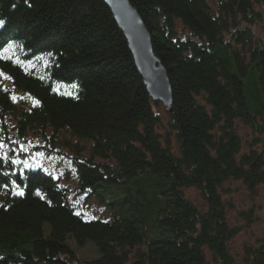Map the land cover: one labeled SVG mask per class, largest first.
<instances>
[{
    "label": "trees",
    "instance_id": "obj_1",
    "mask_svg": "<svg viewBox=\"0 0 264 264\" xmlns=\"http://www.w3.org/2000/svg\"><path fill=\"white\" fill-rule=\"evenodd\" d=\"M129 1L171 80L165 137L160 103L104 0H0V135L9 145L0 264H238L220 190L234 180L264 185V151L239 157L236 123L264 135V0ZM6 81L32 106L17 104ZM30 142L34 154L67 156L78 195L97 199L108 218L88 219L58 179L14 163L13 148ZM70 237L101 256L81 261ZM243 261L264 264V239Z\"/></svg>",
    "mask_w": 264,
    "mask_h": 264
},
{
    "label": "rangeland",
    "instance_id": "obj_2",
    "mask_svg": "<svg viewBox=\"0 0 264 264\" xmlns=\"http://www.w3.org/2000/svg\"><path fill=\"white\" fill-rule=\"evenodd\" d=\"M254 30L262 37L263 31L260 27H255ZM179 34L181 26L178 28ZM155 54V53H154ZM4 85V84H3ZM7 88L14 98L15 102L19 105L32 106V99L21 94L10 84L5 82ZM160 103L158 113L163 120V128L160 129L162 136H166V126L169 120V113L164 105ZM1 123V122H0ZM238 126V133L240 134L243 142V149L239 155L249 154L252 150L263 153L264 151V135H260L240 121H236ZM1 127V124H0ZM1 133V131H0ZM163 137V138H164ZM165 141V138L163 139ZM8 141L13 143L16 140L11 133L8 136ZM35 142H30L29 145L15 146L12 150V161L16 164H21L23 167L38 170L41 168L46 173L51 174L58 179L60 186L67 188L69 191V198L79 208L80 213L88 219H107L109 216L108 210L101 206L97 199L86 196L78 195V178L74 167L70 164V160L64 157L45 156L42 153H35L31 147L35 146ZM174 152L178 153V143L176 138L172 141ZM9 152V145L5 142L2 135H0V156L6 158ZM26 154L31 156L27 157ZM26 156V157H25ZM184 193L200 210L205 212L207 210L206 202L204 201L199 191L195 188H188ZM224 203L227 205L226 215L230 227L237 229V234L229 242V248L235 261L238 264H244V258L248 249L250 251L260 250L261 241L264 239V185L258 186L257 189L250 190L244 185L242 181H229L223 185L220 190ZM50 233V226L46 224L45 235ZM67 244L71 246L76 255L81 261H88L99 258L100 250L96 244L89 241L87 245H78L74 238L67 239ZM79 264V263H77Z\"/></svg>",
    "mask_w": 264,
    "mask_h": 264
},
{
    "label": "water",
    "instance_id": "obj_3",
    "mask_svg": "<svg viewBox=\"0 0 264 264\" xmlns=\"http://www.w3.org/2000/svg\"><path fill=\"white\" fill-rule=\"evenodd\" d=\"M114 14L117 25L126 37L137 70L151 97L164 103L173 115V91L168 70L154 53L152 35L129 0H104Z\"/></svg>",
    "mask_w": 264,
    "mask_h": 264
},
{
    "label": "snow or ice",
    "instance_id": "obj_4",
    "mask_svg": "<svg viewBox=\"0 0 264 264\" xmlns=\"http://www.w3.org/2000/svg\"><path fill=\"white\" fill-rule=\"evenodd\" d=\"M2 24H3V21H0V25H2ZM0 75H2V74H0ZM18 194L23 195L22 192L21 193H18Z\"/></svg>",
    "mask_w": 264,
    "mask_h": 264
},
{
    "label": "bare ground",
    "instance_id": "obj_5",
    "mask_svg": "<svg viewBox=\"0 0 264 264\" xmlns=\"http://www.w3.org/2000/svg\"><path fill=\"white\" fill-rule=\"evenodd\" d=\"M147 27V26H146Z\"/></svg>",
    "mask_w": 264,
    "mask_h": 264
}]
</instances>
